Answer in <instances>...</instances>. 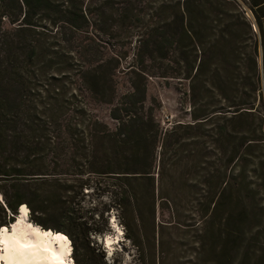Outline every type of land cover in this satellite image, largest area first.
Masks as SVG:
<instances>
[{"label":"trees","instance_id":"trees-1","mask_svg":"<svg viewBox=\"0 0 264 264\" xmlns=\"http://www.w3.org/2000/svg\"><path fill=\"white\" fill-rule=\"evenodd\" d=\"M99 1L92 11V6L85 7L86 0H0V192L5 208L14 215L9 224L23 204L31 209L32 218L54 211L63 221L54 230L40 216L34 222L45 231L71 238L82 233L89 249V236L101 231L74 217L67 194L75 193V198L91 187V177L108 176L121 181L114 195L118 209L138 211L135 188L129 185L154 181L157 174L161 208L176 206L164 194L166 180L174 186L178 173L189 180L198 169V174H205L200 177L197 214L211 222L218 220L220 225L227 223L226 242L230 264H234L248 235L242 223L251 217L247 196L233 205L234 189L240 186L238 193L246 190L250 194L253 187L245 182L246 169L231 185L227 168L239 161L245 166L257 163V128L249 137L238 129L240 123L250 121L252 128L261 85L258 42L250 23L229 0H163L156 9L143 8L134 0ZM107 13H112L118 30H138L133 61L124 69L121 62L127 52L98 64L97 53L84 45L87 38L83 34ZM215 23L216 28H227L231 38L227 53L220 52L221 62L227 64L219 66L213 62L212 51L227 41L221 31L216 44H211ZM247 41L252 43L244 47ZM181 65L188 80L199 81L201 108L191 110L190 121L163 128L161 104L149 99L148 84L154 78H178ZM222 72H231V76L237 72V79L244 74L242 85L248 90L239 102L229 103L231 110L215 111L206 101L208 82ZM122 73L128 77L129 90L120 95L117 77ZM234 79L232 87L237 86ZM195 88L191 91L193 106ZM103 105L110 109L111 123L95 113ZM260 108L264 123L262 94ZM209 140L215 147L208 145ZM213 149L220 166L210 175ZM111 154L114 160L109 159ZM253 169L255 173L257 166ZM52 188L60 199L56 205Z\"/></svg>","mask_w":264,"mask_h":264},{"label":"rangeland","instance_id":"rangeland-1","mask_svg":"<svg viewBox=\"0 0 264 264\" xmlns=\"http://www.w3.org/2000/svg\"><path fill=\"white\" fill-rule=\"evenodd\" d=\"M134 1L142 3L141 7L143 8L144 5H151L154 9L158 8L159 4L163 2V0ZM100 3L101 1L99 0H86L85 7L88 6L89 8L92 6L91 10L93 11ZM235 5L239 9L238 5ZM111 15L112 13H107L106 16L96 17L99 20H96L95 24L91 25L87 29V33L83 34L82 37L87 38L84 45L93 49V53H97L98 56L95 62L98 64L103 61H109L117 53L127 52L128 57L121 62L124 69L128 63L133 61L132 52L134 51L133 47L135 46L138 30L130 33L118 30L116 28L117 24ZM145 20L147 21L148 17H145ZM213 26L215 28L209 39L211 44H216L221 37V31L224 32L227 41L225 44L223 42L218 44V47L212 51L213 62L218 61L219 66L223 64L220 60V52L224 50L227 53L231 38L228 36L227 28L224 29L222 26L221 28H216V23ZM226 26L227 22L224 24V27ZM67 35L70 37L69 32H67ZM251 43L252 41H247L243 43V46L245 47ZM225 64H227V61ZM259 71L261 85L259 91H257V115L255 116L254 124L251 129L249 128L251 121L246 122V124L240 123L238 127L242 133H248L244 135L245 137L251 136L250 131L257 128V163H255L256 165L249 163L245 166V162L239 161L237 164H231L227 168V177L232 183L231 185H234L237 175L246 169L248 174L245 182L246 184H252L253 187L250 194L246 190L238 193L240 186H236L234 189L235 203L233 205H236L238 199L242 198V196H247L251 211L250 221L246 220L242 223L243 229L248 235L241 243L242 246L240 245L234 264H264V123L260 108V94H262L264 99V78L261 70ZM192 75L194 76V74ZM231 75V72L228 74L222 72L220 76H216L211 82H208L210 86L207 90L206 101L211 104V110H231V108H228L231 101L239 102L240 99L245 97L244 94L248 90L242 85L245 75L243 74V78L239 77V79H237V72L233 74L234 76ZM232 78H235L233 84H237V86L232 87ZM117 81L119 94L126 93L129 90L127 75L118 74ZM194 82L193 84L187 79L184 65H181V74L176 79L167 81L157 78L150 79L148 84L149 99L155 98L161 104L159 120L163 128L170 127L176 121H190L191 110L196 108V111H198L201 108L197 95L199 81ZM192 87H196V91L194 89L196 93L195 106L192 105L193 101H191ZM249 95L252 97L251 101H254L255 95L251 92ZM95 113L103 122L111 123L109 107L104 105L97 106ZM242 136L239 135L238 137L242 138ZM208 145L215 147L212 140H209ZM231 147H229V153H232ZM212 153L209 165L210 175L220 166L219 163H216L219 156L216 157V149H213ZM114 158L115 156L112 154L109 157L111 160H114ZM102 159L104 161L108 160L107 157ZM255 166H257V169L254 173L255 169L253 168ZM203 174L205 173L198 174L197 169V172L191 175L189 180H186L185 177H182V173H178L174 186H172V181L166 180L164 194L168 195L176 206L164 208H161V187L157 174H155L154 181L143 180L138 183H132L129 187L130 189L131 186L135 188L138 199V211L129 210L123 212L118 209L114 202V195L119 192L117 185L121 181L108 176L91 177L93 183L91 187H86L83 193L76 195L75 198H73L75 193L66 195L71 197L66 199V203L71 208L74 217L81 218L79 221L87 223L92 229L101 231L98 235L91 234L89 236V249L87 247L88 239L84 238V234L81 233L79 236L72 238L66 234L72 245V260L74 264H230V244L226 242L227 229L229 228L227 223L223 222L220 225L218 220L211 222L206 216L202 218L196 211V201L199 198V194L202 193V180L200 177ZM55 190V188L51 189L53 203L60 201L58 194V197L56 196ZM62 201L64 202L65 198ZM5 207L3 195L0 192V229L5 226V222L10 226V217L14 216ZM227 209H229V205ZM39 216L49 227H52V230L63 223L59 215L54 211L36 214L34 218H32L30 213L32 221H35V217ZM232 227L234 228L235 226ZM107 238L113 239V243L110 246L106 243Z\"/></svg>","mask_w":264,"mask_h":264},{"label":"clouds","instance_id":"clouds-1","mask_svg":"<svg viewBox=\"0 0 264 264\" xmlns=\"http://www.w3.org/2000/svg\"><path fill=\"white\" fill-rule=\"evenodd\" d=\"M16 223L11 234H0V262L3 264H66L62 259L71 251L69 241L61 234L45 231L43 227L30 219L31 209L26 204L19 206ZM60 244V254L53 250V244ZM111 255V253H109ZM67 264H74L71 259Z\"/></svg>","mask_w":264,"mask_h":264},{"label":"built area","instance_id":"built-area-1","mask_svg":"<svg viewBox=\"0 0 264 264\" xmlns=\"http://www.w3.org/2000/svg\"><path fill=\"white\" fill-rule=\"evenodd\" d=\"M236 3L250 23L258 42V64L264 73V0H229Z\"/></svg>","mask_w":264,"mask_h":264},{"label":"bare ground","instance_id":"bare-ground-1","mask_svg":"<svg viewBox=\"0 0 264 264\" xmlns=\"http://www.w3.org/2000/svg\"><path fill=\"white\" fill-rule=\"evenodd\" d=\"M18 215H19V214H18ZM18 215L16 216V220H17ZM16 220H15L13 223H11L10 226H8V227H4L3 229H7L8 233L11 234V232H12V226L16 223ZM53 234H57V233H53ZM61 235H62V234H61ZM64 236H65V235H64ZM65 237H66L67 241L70 242V240L68 239V237H67V236H65ZM118 238H119V237H118ZM61 243H63V242H58V243H54V244H53V250L56 251V253H57L58 255L60 254V244H61ZM106 243L110 246V245L113 243V239H111V238H107ZM0 248H2V245H0ZM69 248L71 249V251L68 252L66 255H64V256L62 257V259L65 260L66 264H67V260H68V259H71V257H72V250H73V249H72L71 242L69 243ZM72 261H73V260H72ZM0 264H3V262H0ZM45 264H47V262H45Z\"/></svg>","mask_w":264,"mask_h":264},{"label":"snow or ice","instance_id":"snow-or-ice-1","mask_svg":"<svg viewBox=\"0 0 264 264\" xmlns=\"http://www.w3.org/2000/svg\"><path fill=\"white\" fill-rule=\"evenodd\" d=\"M4 231H7V229H0V234H2Z\"/></svg>","mask_w":264,"mask_h":264},{"label":"water","instance_id":"water-1","mask_svg":"<svg viewBox=\"0 0 264 264\" xmlns=\"http://www.w3.org/2000/svg\"><path fill=\"white\" fill-rule=\"evenodd\" d=\"M2 202V201H1ZM19 214V213H18Z\"/></svg>","mask_w":264,"mask_h":264}]
</instances>
